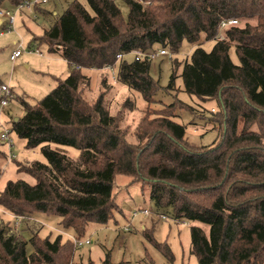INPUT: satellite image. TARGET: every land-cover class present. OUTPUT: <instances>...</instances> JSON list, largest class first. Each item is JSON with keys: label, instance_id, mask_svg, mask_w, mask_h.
<instances>
[{"label": "trees", "instance_id": "trees-1", "mask_svg": "<svg viewBox=\"0 0 264 264\" xmlns=\"http://www.w3.org/2000/svg\"><path fill=\"white\" fill-rule=\"evenodd\" d=\"M22 1L0 0V6ZM85 1L88 10L79 0H64L60 13L55 0L27 9L46 21L42 35L32 33L28 44H45L67 62L68 75L56 78L36 103L21 98L24 114L9 121L25 148H39L44 162L15 159L35 183L8 180L0 190V209L23 216L4 222L0 215V264H93L70 261L75 247L63 233L81 238L89 223L106 224L122 212L115 189L134 183L157 208H170L174 221L209 225L207 235L190 227L197 264H264V0H124L127 17L116 0ZM229 19L237 24L221 27ZM202 34L215 40L211 50L198 45L189 60L172 62L169 87L181 77L188 94L217 101L219 140L201 147L188 142L185 125L171 117L178 108L193 107L175 99L143 114L135 131L139 141L132 143L104 93L86 98L89 78L82 69L105 71L117 64V81L150 103L158 88L151 61L117 56L156 47L177 54L184 40L197 44ZM231 46L239 64L228 54ZM100 74L105 86L108 75ZM63 146L77 151L76 157ZM33 218L55 219L57 235L41 237L42 225ZM17 223L29 236V254L13 231ZM143 233L174 261L166 242ZM102 264L122 263L105 255Z\"/></svg>", "mask_w": 264, "mask_h": 264}, {"label": "rangeland", "instance_id": "rangeland-1", "mask_svg": "<svg viewBox=\"0 0 264 264\" xmlns=\"http://www.w3.org/2000/svg\"><path fill=\"white\" fill-rule=\"evenodd\" d=\"M79 1L88 10L89 7L86 1ZM55 2H58L56 13H60L66 3L64 0L60 4L59 0H55ZM116 2L122 15L127 17L128 8L124 0H116ZM28 11H24L21 17L18 15L15 18L12 30H3V26L0 25V31L3 30L0 35V81L3 82L2 84L8 85L13 94V98L9 101L7 107L8 109L11 108V114L8 117V112L4 113V110L0 114L3 119L0 120V131L2 127L9 128L10 120L24 114V108L19 101L21 98L31 104L36 103L55 87L56 78L63 79L68 75V64L64 59L50 53L45 44L40 46H30L28 44L31 34L42 35V29L46 26V21L43 18L37 17L33 12ZM20 41L25 49L15 60H10V54L16 47L20 46ZM199 41L197 44H192L184 40L177 54H173L168 50L169 56H157L156 59L150 62V76L158 84L157 91L153 95V101L150 103L143 99L138 90L130 89L117 81V64L105 71L94 68L82 69V72L89 78V85L83 88V92L88 100H93L100 93H104V102H106L110 113L118 114L121 119L120 128H126V138L132 143L139 141L135 131L140 118L146 111L155 112V109H162L173 103L175 99L183 101L192 106L193 109L178 108L171 118L177 123L185 125L186 139L188 142L196 144L195 147L209 145L213 140H219L221 135L219 124L215 123L214 126L213 122L217 119V113L215 114L218 111L217 101L214 99L200 100L198 97L188 94L184 90L181 77H177L173 86L169 87L172 62L189 60L190 54L198 45L204 50L210 51L215 43L213 39L211 41L204 40L203 34ZM157 49L159 47H156L155 50ZM36 51L41 52L42 55H38ZM228 54L233 63L239 64L234 46L230 47ZM123 58L130 61L134 59L133 53L126 54ZM107 67L109 68V66ZM101 72L108 75V83L105 86L101 81V78H103ZM153 115L151 114V117ZM12 136L16 145L19 146L16 153L17 161L24 162L26 160L31 162V160H38L44 162L39 148L28 150L25 148L24 140L19 139L14 133H12ZM3 147L4 144L0 140V190L8 180L20 179L30 184L35 183L32 176L18 170L15 161L6 160ZM63 148L70 151L73 157H76L77 151L69 147L63 146ZM121 182H123L122 179H120ZM115 191L122 212H115L114 217L106 224L89 223L83 237L90 238L93 243L73 249L70 261L77 262L81 260L87 262L90 259L93 264H102L105 255H108L111 262L122 264H197L195 255L190 252V227L192 225L199 226L207 235L209 232L208 224L189 221L182 223V220L180 222L174 221L171 216V209L157 208L149 199L148 191L143 189L141 192L139 184L134 183L127 187L123 185ZM139 208L148 210V215L139 213L132 218V211ZM0 215L4 222L12 221L10 216H16L2 209H0ZM33 219L42 225V230L39 233L41 237L48 236L50 232L52 237L57 235V230L52 229L59 228L55 219ZM22 225L17 223L13 231L17 237L27 242L26 251L29 254L32 252V246L28 242V234L22 233L20 230ZM37 226L35 225L36 228ZM144 230L150 232L153 240L168 244L174 255L172 263L162 255L152 242L147 240L143 233ZM69 235L73 236L70 232L63 233L64 238L69 237Z\"/></svg>", "mask_w": 264, "mask_h": 264}, {"label": "built area", "instance_id": "built-area-1", "mask_svg": "<svg viewBox=\"0 0 264 264\" xmlns=\"http://www.w3.org/2000/svg\"><path fill=\"white\" fill-rule=\"evenodd\" d=\"M49 0H23L21 3H19L16 6L13 7H7V6H0V25L3 26V30L6 29V31H10L13 29V25L15 22V18L19 15V13L22 10H27L32 7L34 4H43L47 3ZM231 24H237V21L234 19H229L225 22H222L220 25L221 27H226V25H231ZM3 30L0 31V35L3 33ZM19 45L17 48L13 50V52L10 54V60H15L16 57L21 55L22 51L25 49V47L22 45L21 42H19ZM29 51H31L29 49ZM38 55H42L41 52L36 51ZM166 55L169 56L170 53L167 48H159L157 50H151L150 52H138L135 51L133 53V57L136 59H145L147 61H152L153 59H156L157 56H162ZM123 57L121 54L117 56L118 59ZM108 68V67H107ZM109 67L108 69H110ZM0 93L2 95V98L0 100V114L4 110V108L9 104V101L13 98V94L11 92V89L8 87L6 84H1L0 85ZM12 131L10 128H5L2 127V130L0 131V140L3 142V144L7 147V158L9 160L13 159L15 157V151L14 149L16 148L15 141L12 136ZM139 213L143 215H148V210L145 208H139L135 209L132 211V218ZM17 220L21 219L23 216H15ZM17 225V224H16ZM69 238L71 242H73V245L75 249H78L80 246L83 245H89L92 244V240L90 238L86 237H81V238H75L74 236L69 235ZM71 264V263H70Z\"/></svg>", "mask_w": 264, "mask_h": 264}, {"label": "crops", "instance_id": "crops-1", "mask_svg": "<svg viewBox=\"0 0 264 264\" xmlns=\"http://www.w3.org/2000/svg\"><path fill=\"white\" fill-rule=\"evenodd\" d=\"M22 16V15H21ZM20 16V17H21ZM21 42V41H20ZM22 43V42H21ZM17 48V47H16ZM53 55H55V54H53ZM20 56V55H19ZM57 57H60V56H58V55H56ZM61 58V57H60ZM65 61V60H64ZM66 62V61H65ZM67 63V62H66ZM8 107V105L5 107V109H4V113L5 112H8V117H9V114H11V108H7ZM0 120H3L2 118H1V115H0ZM16 144V143H15ZM5 147V148H4ZM4 147H3V149H4V151H5V153H6V156H7V147L4 145ZM16 148L14 149V151H15V157L13 158V159H11V160H9L7 157H6V160L7 161H14L15 159H17V155H16V153L18 152V148H19V146H18V144L15 146ZM5 155V154H4Z\"/></svg>", "mask_w": 264, "mask_h": 264}]
</instances>
